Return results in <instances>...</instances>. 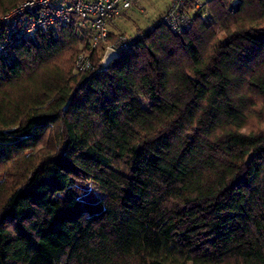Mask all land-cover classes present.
Wrapping results in <instances>:
<instances>
[{"label": "trees", "instance_id": "1", "mask_svg": "<svg viewBox=\"0 0 264 264\" xmlns=\"http://www.w3.org/2000/svg\"><path fill=\"white\" fill-rule=\"evenodd\" d=\"M193 5L105 70L73 23L0 56V264H264V0Z\"/></svg>", "mask_w": 264, "mask_h": 264}, {"label": "built area", "instance_id": "2", "mask_svg": "<svg viewBox=\"0 0 264 264\" xmlns=\"http://www.w3.org/2000/svg\"><path fill=\"white\" fill-rule=\"evenodd\" d=\"M190 0H170L166 11L157 19L173 34H183L192 27V18L187 11ZM132 0H23L0 14V56H6L17 45L27 41L37 32L61 29L75 24L82 33L85 49L79 52L74 61L73 73L105 70L102 57L107 48L117 54L127 50L152 27L147 24L131 34H116L109 39V25L127 11ZM203 8L195 3L193 11ZM144 12V10H142ZM202 19L206 14L202 13ZM98 53V63L92 61Z\"/></svg>", "mask_w": 264, "mask_h": 264}, {"label": "rangeland", "instance_id": "3", "mask_svg": "<svg viewBox=\"0 0 264 264\" xmlns=\"http://www.w3.org/2000/svg\"><path fill=\"white\" fill-rule=\"evenodd\" d=\"M133 4L127 11V14L118 17L114 20L110 27L113 31L123 32V34H131L137 30V27L143 28L156 19L157 5L161 3L157 0H132ZM144 10V12L142 11ZM162 15V14H161Z\"/></svg>", "mask_w": 264, "mask_h": 264}, {"label": "crops", "instance_id": "4", "mask_svg": "<svg viewBox=\"0 0 264 264\" xmlns=\"http://www.w3.org/2000/svg\"><path fill=\"white\" fill-rule=\"evenodd\" d=\"M158 2H160L161 3V0H157ZM163 1V0H162ZM194 2V4L195 3H205V1H207V0H190V2ZM138 2H139V0H138ZM169 2H170V0H164V2H163V4L161 5V6H158L157 5V8H158V10H157V12H156V18L159 16V15H161V14H163L165 11H166V9H167V7H168V5H169ZM129 10V9H128ZM127 10V11H128ZM193 11V10H192ZM112 23V22H111ZM111 23H110V25H111ZM110 25H109V31L111 32H114V33H118L119 32V30L118 31H113L112 29H111V27H110Z\"/></svg>", "mask_w": 264, "mask_h": 264}, {"label": "water", "instance_id": "5", "mask_svg": "<svg viewBox=\"0 0 264 264\" xmlns=\"http://www.w3.org/2000/svg\"><path fill=\"white\" fill-rule=\"evenodd\" d=\"M118 56V54L111 48H107L103 54L102 57V62L105 65H108L109 63H111L116 57Z\"/></svg>", "mask_w": 264, "mask_h": 264}]
</instances>
